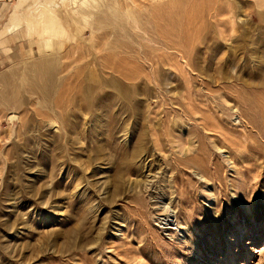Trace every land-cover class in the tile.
Here are the masks:
<instances>
[{
	"label": "rangeland",
	"instance_id": "obj_1",
	"mask_svg": "<svg viewBox=\"0 0 264 264\" xmlns=\"http://www.w3.org/2000/svg\"><path fill=\"white\" fill-rule=\"evenodd\" d=\"M263 110L264 0H0V264H264Z\"/></svg>",
	"mask_w": 264,
	"mask_h": 264
},
{
	"label": "bare ground",
	"instance_id": "obj_2",
	"mask_svg": "<svg viewBox=\"0 0 264 264\" xmlns=\"http://www.w3.org/2000/svg\"><path fill=\"white\" fill-rule=\"evenodd\" d=\"M33 82V81H32ZM35 82L36 81H34V84H35ZM36 85V84H35ZM40 87V86H39ZM40 88H42V86L40 87ZM43 90V89H42ZM9 97L11 98V96L9 95ZM14 99V98H13ZM13 102V101H12ZM8 103H11V101L10 102H8ZM250 112H253V111H250ZM261 115H262V117H264V110L263 111H261V113H260ZM264 120V119H263Z\"/></svg>",
	"mask_w": 264,
	"mask_h": 264
}]
</instances>
